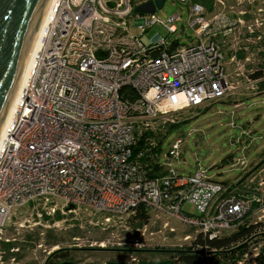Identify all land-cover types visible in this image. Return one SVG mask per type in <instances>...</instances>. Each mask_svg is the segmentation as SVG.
Returning <instances> with one entry per match:
<instances>
[{
    "label": "built area",
    "instance_id": "2783aa9c",
    "mask_svg": "<svg viewBox=\"0 0 264 264\" xmlns=\"http://www.w3.org/2000/svg\"><path fill=\"white\" fill-rule=\"evenodd\" d=\"M155 1L57 2L17 117L2 140L0 236L18 212L43 205L49 216L58 211L77 222L84 216L96 219L94 226L117 239L118 246L160 245L150 243L149 227L162 221L175 234L173 220L192 230L184 237L191 250L207 256L213 250L194 246L198 237L232 234L264 212L262 199L231 194L230 186L212 181L204 170L185 175L162 162L168 174L154 178L134 160L137 136L151 131L154 122L218 102L238 89L228 65H238L236 76H244L252 89L259 83L245 76L236 39L230 42V57L224 54L228 38L247 23L246 10L229 16L234 0H214L212 11L193 0H174L189 3L188 25L195 35L189 45L170 39L179 30L180 15L163 23L157 11H136ZM133 20L140 35L130 33ZM158 22L169 37H145ZM183 144L176 140L167 159L180 160ZM143 212L149 218L140 226Z\"/></svg>",
    "mask_w": 264,
    "mask_h": 264
},
{
    "label": "rangeland",
    "instance_id": "374dc122",
    "mask_svg": "<svg viewBox=\"0 0 264 264\" xmlns=\"http://www.w3.org/2000/svg\"><path fill=\"white\" fill-rule=\"evenodd\" d=\"M234 1L232 8H227L229 16L232 18L250 6L254 5L256 8L252 14L249 13L252 17L249 20L246 19L247 23H243L237 28L235 36L228 38L225 45L227 48L224 51L225 56L230 57L232 52L230 42L236 39L234 44H236L239 53L243 52L242 56H244L240 64L245 67V76H249L261 70L264 64V0ZM189 7V3L183 4L174 0H167L163 8L157 9L154 14L163 23H167L175 15L182 17V21L177 23L178 32L170 36V39H177L182 45H189L195 38L193 29L188 25ZM149 19L150 16L147 20ZM161 22L156 23L144 36L150 40L157 35L164 38L169 37V30ZM248 26L261 36L257 39L253 38L251 31L248 32ZM129 30L131 35L141 34L135 20L130 23ZM228 68L234 78L231 81L238 87L235 92H232L233 94L231 93L225 99L205 107L178 111L168 118L159 119L152 125V131L154 134H168L162 145L161 159L162 162L177 172L186 175L195 173L199 169L204 170L208 177L230 184L231 194L234 193L244 199L255 197L264 201V93L260 92L262 90L260 82L254 84L252 89L244 76H236L239 72L237 71L238 65L231 64L228 65ZM257 88L259 89L257 90ZM168 124H176L177 128L175 127L173 132L169 133ZM154 139H150V144L155 146L156 141ZM178 139L184 140L181 159L178 161L168 160L167 152ZM48 212L49 208L43 205L29 206L18 212V217L0 236L2 237L0 239V251L5 247L6 238L19 237V232L20 235L24 232L25 234L34 232L35 234H42V240L46 239L41 242L44 247L59 246V242L67 241L81 233H85L94 239L104 235L98 227L94 226L96 219L84 216L80 222H77L71 220L72 216L65 217L58 211L53 216H49ZM41 213L42 215L39 217ZM58 216H60L59 219ZM260 217H262V221H259ZM62 218H66L67 221L61 223L59 227H54L56 221L58 220L56 224H59ZM91 221L94 223H90ZM169 221L170 226L177 229V233L172 234L169 228L165 230L162 227V221L153 223L147 232V238L151 240L150 243L165 244V248L175 246L188 249L192 244L190 241H184V237L192 233V230L173 220ZM254 221L262 223V228L256 229L251 239L235 247L237 249L245 244L243 246H246L244 253L228 260L221 256L217 259L220 264H233L236 259L238 260L237 264H244L245 261L251 260V255L254 256L255 249L259 254L264 252V242L250 244L255 235L264 233L260 232V230L264 231V212L259 211L255 220L252 216L246 222L253 224ZM81 225L84 229L80 228ZM115 230L122 231L123 228L118 229L117 227ZM135 237L137 236H128V238ZM71 243L73 241L67 245H71ZM248 244L249 247H247ZM235 248L229 252L233 253L236 251ZM42 255L44 256L43 253ZM247 255L249 259L246 260ZM206 258V260L204 258L206 264L216 262V260H211L210 254ZM1 262L2 260H0V264Z\"/></svg>",
    "mask_w": 264,
    "mask_h": 264
},
{
    "label": "flooded vegetation",
    "instance_id": "af4514ba",
    "mask_svg": "<svg viewBox=\"0 0 264 264\" xmlns=\"http://www.w3.org/2000/svg\"><path fill=\"white\" fill-rule=\"evenodd\" d=\"M41 236L35 232L22 235L19 232V237L6 238L5 247L0 251L1 264H185L182 260L185 253L201 256L191 249L165 248V245L118 246L114 245L118 240L106 234L94 239L81 233L59 242V246L44 247ZM70 241L73 243L67 245Z\"/></svg>",
    "mask_w": 264,
    "mask_h": 264
},
{
    "label": "water",
    "instance_id": "95a60500",
    "mask_svg": "<svg viewBox=\"0 0 264 264\" xmlns=\"http://www.w3.org/2000/svg\"><path fill=\"white\" fill-rule=\"evenodd\" d=\"M50 1L0 0V131ZM164 3L165 0H156L155 3L140 6L136 11L154 14L157 8H163ZM200 255L205 257L206 252L201 251Z\"/></svg>",
    "mask_w": 264,
    "mask_h": 264
},
{
    "label": "trees",
    "instance_id": "16d2710c",
    "mask_svg": "<svg viewBox=\"0 0 264 264\" xmlns=\"http://www.w3.org/2000/svg\"><path fill=\"white\" fill-rule=\"evenodd\" d=\"M194 3L200 4L208 8L210 11L213 9L214 0H193ZM256 10L253 6H250L246 9L247 16L246 19L249 20L252 16L251 14ZM251 13V14H249ZM246 20V21H247ZM253 38H259L261 35L255 31L251 34ZM262 40V39H261ZM244 58V56H242ZM263 68L259 71H256L252 74H250V78L252 80H257L260 82L261 89L260 92L264 93V64L262 66ZM259 89V88H258ZM175 125V126H174ZM168 132L171 133L176 127V124L170 125ZM177 128V127H176ZM168 134H154L153 131H143L140 135L137 136L136 144L134 146V160H137L145 169L146 173L149 177H163L168 174V170L166 166L162 164V145L164 140ZM156 141V145L150 144V139H153ZM212 181L217 182L219 184H223L226 186H230L228 183L219 182L216 179L210 177ZM231 187V186H230ZM58 219L60 216L57 217ZM149 218V215L146 213L140 214V219L138 221V224L140 226H143L145 223H147ZM263 224H251L248 227L244 226L240 228L237 232H234L232 234L224 235L220 238H216L213 240L210 239H203L202 237H198L196 241L193 242L194 246L201 245V246H207L210 249H212L214 252L210 253L211 260L216 262L214 264H220L218 262V258L223 256L225 259L234 258L236 255L243 254L245 247H240V249H237L236 251H233V253H230L233 248L236 246L245 243L247 240L251 239V237L255 234V230L258 228H262ZM264 242V233L255 235V238L250 242L252 243H260ZM249 247V244L248 246ZM188 249H192V247H189ZM203 256L198 255H192L189 253H185L182 256V260H184L185 264H205ZM207 259V258H206ZM249 259V258H247ZM246 259V260H247ZM251 260L245 261L244 264H264V252L260 253L255 257L254 259L250 258ZM238 260H234L233 264H237ZM210 262H208L209 264ZM239 264V263H238Z\"/></svg>",
    "mask_w": 264,
    "mask_h": 264
},
{
    "label": "bare ground",
    "instance_id": "6f19581e",
    "mask_svg": "<svg viewBox=\"0 0 264 264\" xmlns=\"http://www.w3.org/2000/svg\"><path fill=\"white\" fill-rule=\"evenodd\" d=\"M59 0H51L47 9V13L45 16V19L36 35L30 57L28 59L26 68L24 70L23 76L21 78V81L18 85V88L16 90V93L13 97V100L11 102V105L9 107L8 113L6 115V118L4 120L3 126L0 131V151H1V146H2V140L6 136L9 127L11 124L14 122V120L17 117L18 111H19V106H20V100L21 97L23 96V92L26 88V85L28 84L30 80L31 73L33 69L35 68L36 60L38 58L39 52L41 50L42 46V41L43 38L45 37L48 28L50 27L52 17L54 14L55 6Z\"/></svg>",
    "mask_w": 264,
    "mask_h": 264
}]
</instances>
